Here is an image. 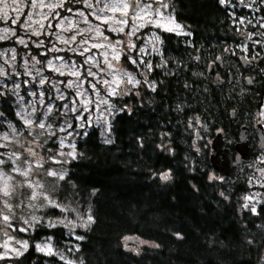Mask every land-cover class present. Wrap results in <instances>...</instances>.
<instances>
[{
	"label": "trees",
	"instance_id": "obj_1",
	"mask_svg": "<svg viewBox=\"0 0 264 264\" xmlns=\"http://www.w3.org/2000/svg\"><path fill=\"white\" fill-rule=\"evenodd\" d=\"M172 9L190 29L194 47L164 32L167 72L157 68L155 87L130 88L113 99L108 142L98 126L80 130L76 158L57 184L59 203L76 206L91 221L75 234L40 222L22 234L30 245L13 264H264V204L256 212L244 208L245 180L214 169L210 147L198 155L196 128L188 125L198 116L213 133L227 128L259 108L264 89L248 78L247 90L232 84L242 59L226 50L232 38L220 0H173ZM228 58L224 82L215 85L208 63L221 72L218 59ZM17 109V97L0 91V119L21 130ZM245 119L232 129L235 135ZM49 213L56 219L63 214L56 208ZM129 238L153 245L138 248ZM44 239L60 256L38 250Z\"/></svg>",
	"mask_w": 264,
	"mask_h": 264
},
{
	"label": "rangeland",
	"instance_id": "obj_2",
	"mask_svg": "<svg viewBox=\"0 0 264 264\" xmlns=\"http://www.w3.org/2000/svg\"><path fill=\"white\" fill-rule=\"evenodd\" d=\"M134 1L132 7V0H0V91L17 97L24 122L18 130L0 119V264H13L11 259L28 250L22 234L34 232L40 222L64 225L75 234L91 221L55 195L68 162L76 158L80 130L98 126L108 142L117 110L113 99L130 88L155 87L152 74L165 68L163 32L188 33L176 20L173 0ZM124 3L129 6L123 8ZM221 4L230 9L232 39L226 50L255 61L234 67L232 84L247 90L250 77L253 86L264 89V0ZM231 62L222 60L223 65ZM242 117L247 125L264 124V96L259 108L239 115L237 123ZM201 121L192 116L188 123L196 128L192 147L198 155L224 130L218 126L213 133ZM237 123L228 124L226 135L235 137ZM253 152L239 175L247 184L242 204L256 212L264 204V149L257 144ZM49 208L62 216H48ZM146 244L153 245L141 241L137 247ZM37 246L51 247V253H42L60 256L51 240Z\"/></svg>",
	"mask_w": 264,
	"mask_h": 264
},
{
	"label": "flooded vegetation",
	"instance_id": "obj_3",
	"mask_svg": "<svg viewBox=\"0 0 264 264\" xmlns=\"http://www.w3.org/2000/svg\"><path fill=\"white\" fill-rule=\"evenodd\" d=\"M223 5V4H222ZM226 7V6H225ZM173 10V9H172ZM227 12H228V14H229V8L227 7ZM174 12V11H173ZM175 13V12H174ZM175 16H176V14H175ZM176 20L178 21V22H180L179 20H178V18H177V16H176ZM181 23V22H180ZM164 33V32H163ZM180 36L182 37V39H185V40H183V41H186L187 43L186 44H184V45H186V46H188V47H194L193 46V44H192V35H191V31H190V29H188V33L187 34H180ZM162 39H163V50H164V56H165V61H164V63H165V68H161L162 70H165V72H167V68H168V61H169V57H168V55H167V53L165 52V45H166V41H165V39H164V34H162ZM228 46V45H227ZM177 59V58H176ZM211 63V60L209 61V63H208V73H210L213 77H214V79H215V76H216V74L217 73H219L221 76H223V74H222V61H221V59H218V64H219V66H220V70H221V72H216V68L217 67H212V68H210V66H209V64ZM155 74H152V76H154ZM146 77L147 76H151V75H149V73H147V75H145ZM155 77V76H154ZM230 79H232V74L230 73ZM248 80L249 81H251V78L249 77L248 78ZM232 81V80H231ZM156 82L158 83V80H156ZM223 84V83H222ZM221 84V85H222ZM157 85V84H156ZM244 126H246L247 128H248V130H247V138H246V141H248L249 142V144H250V147H251V154L253 155L254 154V152H253V150H254V147L257 145V144H259L262 148H264L262 145H261V143H262V141H264V124L263 123H257L255 126H251V125H247V124H245V123H243L241 126H240V128H239V132H238V135H235V137L234 136H232V137H230V136H228V135H226V131H227V129L226 128H223L224 130H222V131H220L219 133L217 132V133H215V135H214V137H213V139H212V141H211V143H210V159H211V156H213V155H215V154H217V148L216 149H213V146H214V144H215V139L218 137V139L219 140H221L222 141V145H221V147L223 148V149H229V156H230V158H231V160H232V163H234L236 160H237V155H238V151H237V145L240 143V137H241V134H242V129H243V127ZM221 135V136H220ZM264 143V142H263ZM220 159H223V154H220ZM244 163H240L239 165H238V169H237V173H236V175L237 176H239V174L241 173V171H242V165H243ZM263 192H264V187H263Z\"/></svg>",
	"mask_w": 264,
	"mask_h": 264
},
{
	"label": "water",
	"instance_id": "obj_4",
	"mask_svg": "<svg viewBox=\"0 0 264 264\" xmlns=\"http://www.w3.org/2000/svg\"><path fill=\"white\" fill-rule=\"evenodd\" d=\"M135 1L132 0V7L135 5ZM242 62L244 65L249 63L251 66L255 64V61L253 59L244 58L242 59ZM215 84L220 85L223 83V79L220 77V74H217L215 76ZM247 130L248 128L246 126L242 129V134L240 137V143L237 145V160L232 163V160L229 156V149H223L221 147L222 141L218 139V137L215 139V144L213 146V149H218L217 154L211 156V163L212 167L216 170H218L222 176H232L235 178L236 172L238 169V165L242 163V161H248L251 159V147L248 141H246L247 138ZM221 136V135H220ZM264 141H262L261 145L264 147ZM220 154H223V159H220ZM129 241L140 243L141 240L138 238H129Z\"/></svg>",
	"mask_w": 264,
	"mask_h": 264
},
{
	"label": "snow or ice",
	"instance_id": "obj_5",
	"mask_svg": "<svg viewBox=\"0 0 264 264\" xmlns=\"http://www.w3.org/2000/svg\"><path fill=\"white\" fill-rule=\"evenodd\" d=\"M221 2L223 3V0H221ZM129 5L127 4V3H124L123 5H122V7L123 8H127ZM147 7H150V6H147ZM175 27L176 28H179L180 26L179 25H175ZM173 29L172 28H169L168 29V31H172ZM118 58V57H117ZM41 127H43L44 125L43 124H41L40 125ZM27 173H25V175H26ZM51 175H55V173H50ZM168 178V176L167 175H165L164 176V179H167ZM61 179H63V177H61ZM4 219L5 220H7L8 219V217H4ZM90 220H91V217L89 218ZM25 247H27V245H25ZM38 247V249H39V251H41V252H48V253H51L52 252V249H51V247H45V248H41V247H39V246H37ZM19 254V253H18ZM0 258H2V257H0Z\"/></svg>",
	"mask_w": 264,
	"mask_h": 264
}]
</instances>
